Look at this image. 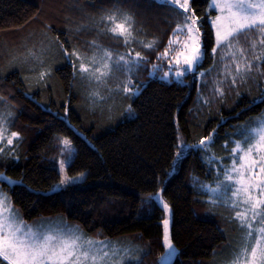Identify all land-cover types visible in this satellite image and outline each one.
Here are the masks:
<instances>
[{
	"label": "trees",
	"instance_id": "trees-1",
	"mask_svg": "<svg viewBox=\"0 0 264 264\" xmlns=\"http://www.w3.org/2000/svg\"><path fill=\"white\" fill-rule=\"evenodd\" d=\"M114 5L135 15L137 26L146 33L143 39L157 37L161 45L167 43L178 21L175 9L161 0H0V97L4 98L0 113H14L8 131L21 133L18 142L14 141L19 159L0 160V173L17 182L0 179V187L27 222L60 216L77 223L90 237L140 245L141 264H159L165 252L162 209L157 202L153 206L142 203L147 193L156 191L159 177L166 180L163 198L172 206L170 226L177 248L173 264H219L229 257L226 248L231 244L218 223L195 210L199 205L196 188H200L193 185L191 172L202 167V159L193 152L182 168L165 177L170 163L167 146L176 118L185 139L192 143L213 128L223 137L237 125L262 117L264 102L259 97L264 78L256 76L241 85L239 97L231 90L224 101L201 107L197 81L191 74L186 76L187 83L152 78L133 100L136 114L120 120L101 106L111 91L100 92L103 99L90 97L81 77L74 78L71 66L49 45L53 35L63 38L67 33L78 38L85 51L84 41L97 39L122 52L107 35L98 36L94 30L101 12ZM194 6L198 15H203L202 8L207 10L204 0H195ZM33 47L38 55L45 49L43 65L30 56L24 59L25 49ZM151 59L155 62L154 56ZM210 64L206 56L203 68ZM48 65L52 74L47 85L39 86L38 73ZM200 89L203 92V84ZM57 136L70 137L76 147L67 167L69 174L84 171L86 177L52 191L59 179Z\"/></svg>",
	"mask_w": 264,
	"mask_h": 264
},
{
	"label": "snow or ice",
	"instance_id": "snow-or-ice-1",
	"mask_svg": "<svg viewBox=\"0 0 264 264\" xmlns=\"http://www.w3.org/2000/svg\"><path fill=\"white\" fill-rule=\"evenodd\" d=\"M166 2L175 9L178 21L165 45H161L157 37L143 39L142 35L146 33L137 26L135 15L118 5L101 12L94 30L98 36L107 35L111 42L124 49L122 52L106 47L97 39L85 40V51L79 46L78 38L67 33L63 38L59 34L53 35L49 45L55 46L60 57L71 66L74 78L79 75L90 82L103 83L113 68L121 72L124 78L115 91L127 100L140 95L143 82L136 83L133 76L147 65H151L150 75L160 71L162 81L175 79L183 83L185 76L191 74L197 81L198 99L202 105L224 101L231 90L239 97L241 85L249 79L255 80L256 76L264 78V0H204L207 10L201 9L203 15L197 14L195 0ZM46 28L52 30L51 25ZM254 32L256 36L252 35ZM136 46L143 51L137 50ZM44 51L42 48L38 55L34 47L26 48L24 59L30 56L43 65ZM151 56L159 63H154ZM206 56L211 60L208 69L203 68ZM51 74V66H44L38 73L37 85H47ZM28 79L25 76V80ZM201 84L205 87L211 84L210 96L203 95ZM90 95L103 99L98 91ZM259 100L264 102V86ZM124 110L129 115L134 114L131 103ZM67 111L65 107L64 112ZM13 116L11 111L0 113V160L19 159L14 141L18 142L21 133L9 132L7 127ZM174 125L171 143L167 146L170 163L165 177L182 168L188 155L199 153L202 161L213 166L216 173L212 182L214 188L208 183L200 184V187L219 194L216 198L208 197L206 202L210 207L206 211L212 212L221 206L233 209L229 219L236 221L240 231L226 264H264V116L237 125L241 139L224 141L222 147L227 151L230 163H225L211 150L218 139L215 128L189 143L178 118ZM56 141L60 158L59 179L54 187L59 190L82 181L86 172L69 175L67 160L75 154L73 141L67 136H57ZM0 177L16 183L3 173ZM156 183V191L147 193L142 203L157 201L161 206L162 242L167 257L172 259L176 256L170 227L172 206L163 198L166 180L157 177ZM192 183L196 186L197 181L194 179ZM237 208L240 210H235ZM141 251L138 246L90 237L79 226H70L63 221L28 224L14 207L11 196L0 189V264H125L126 258L128 264H141L138 255Z\"/></svg>",
	"mask_w": 264,
	"mask_h": 264
},
{
	"label": "rangeland",
	"instance_id": "rangeland-1",
	"mask_svg": "<svg viewBox=\"0 0 264 264\" xmlns=\"http://www.w3.org/2000/svg\"><path fill=\"white\" fill-rule=\"evenodd\" d=\"M161 1L164 2L166 0H161ZM168 5H169L168 6L169 9H171V10L174 9L170 4H168ZM173 12L176 13L175 10H173ZM252 35L256 36V33L254 32ZM154 63H159V62L155 60ZM164 70H167V68L165 67ZM150 72H151V65H147V66H145V67H143V68H141L139 70L138 75L133 76V80L136 83L143 82L141 84V88L143 89V87L147 84L148 80H150L152 78L160 79L159 78V76H160V71L159 70H157V72H156V74L154 76L150 75ZM123 78H124L123 74L121 72L117 71L115 68H113L111 74H109L106 78H104L103 83H98L96 81H91L90 82L89 80L82 79V78H81V82L87 87V90L90 91L91 93L93 91H98L99 94H100V97L102 96V94L100 92L105 93L108 90L109 91L111 90L110 95L105 97L102 100V102H101L102 109L104 111H108V112L110 111V113L112 115L114 114L115 116L120 117V120H124V119L133 117L136 114V111H135L134 106H133V100H134L135 97L133 99H131V100H127L121 94H119L118 92L115 91L116 86L118 84H121ZM173 81L177 82L175 79L167 81V82H173ZM187 82H189V79L186 78V76H185L183 83H187ZM179 83H181V82H179ZM92 85L95 86V87L92 88ZM210 87H211V84H209L207 87L204 86L203 95H205V96L209 95L210 96V91H209ZM90 89L91 90L93 89V90L91 91ZM90 97H91V95H90ZM128 103H131L132 107L134 109V114H132V115H129L124 110L125 106ZM201 105H202L201 101H198V107L199 106L201 107ZM262 116H264V113L262 114ZM114 122H118V120L117 121L114 120ZM71 125L74 128L76 127L75 129H77L78 131H82L80 128L75 126L73 123H71ZM101 130H106V128H101ZM216 130H217V134H218V139L211 146V150H212V152L215 153L216 156L221 157L225 163H230L229 158H228V153L224 149V147H222V146H223L225 140H229L230 141L233 138L234 139H241V136L238 134V128H234L232 130H229L227 133L224 132L223 133V137L221 136V132L218 129H216ZM230 134H232V135L230 136ZM88 141L92 144V141L90 139H88ZM229 146L231 147L232 145L230 144ZM74 148H75V152H76L75 145H74ZM73 157L74 156L68 158L67 167L71 163ZM200 159H201V155L199 154V160ZM200 162L202 164V167H200L197 172H193V171L191 172L192 181L195 179L197 181V184H196L197 187L200 188V190L198 188H196V190L199 193V195H198L199 205L196 206L195 210H196V213L199 216H201L203 218L212 219L216 223H218V225L220 226V228L223 231V234H224L226 240L231 244L230 248H228V249L226 248V252H228V250L230 252L229 253V257L225 258L223 261H220V263H219V264H226V262L231 258L232 251H233L234 247L236 246V244H237V242L239 240L240 231H239V228H238V225H237L236 221L234 219H229L230 217L233 216V209L221 206V207L216 208L212 212L206 211V209L210 207V205L206 202L208 200V197L212 196L213 198H216L219 194L218 193L209 192L207 189H203V188L200 187V184L208 183V184L211 185V187L214 188L215 184L212 183V182L216 179V173H215L214 167L208 165L207 163L203 162L202 160ZM67 171H68V169H67ZM0 179L3 180L2 177H0ZM12 181L17 182L14 179H12ZM79 182H81V181H78L76 183H79ZM10 184H12V183H10ZM73 184H75V183H73ZM0 189H1V187H0ZM56 190L57 189H55V187H53L52 191H56ZM64 199L66 200V202L70 201L69 200V196H67L66 193L64 194ZM156 202L157 201H153V203L151 205L153 206V204L156 203ZM16 209H18V208H16ZM151 209H152V207H151ZM235 210H240V209L237 208ZM19 213H20L21 217L23 218V216H22L20 211H19ZM49 219L50 220H45V218H43V220L36 219L34 221H31V222H27L26 220L25 221L28 224H34V223L39 222V221H48V222L50 221L53 224H55L57 222L63 221L64 223H66V224H68L70 226H79L77 223L76 224L69 223L68 220H66V219H64L63 217H60V216L49 218ZM124 239H126V238H124ZM127 245L138 246L141 249L140 245H137V244L132 243V242H128Z\"/></svg>",
	"mask_w": 264,
	"mask_h": 264
},
{
	"label": "water",
	"instance_id": "water-1",
	"mask_svg": "<svg viewBox=\"0 0 264 264\" xmlns=\"http://www.w3.org/2000/svg\"><path fill=\"white\" fill-rule=\"evenodd\" d=\"M170 227H171V226H170ZM175 248H176V246H175ZM176 255H177V248H176ZM175 259H176V256H175L174 258H172V259H169V258L167 257V249L165 248V252H164V254L161 256V258H160V260H159V264H173L174 261H175Z\"/></svg>",
	"mask_w": 264,
	"mask_h": 264
},
{
	"label": "crops",
	"instance_id": "crops-1",
	"mask_svg": "<svg viewBox=\"0 0 264 264\" xmlns=\"http://www.w3.org/2000/svg\"><path fill=\"white\" fill-rule=\"evenodd\" d=\"M47 220H50V219H47ZM45 222H48V221H45Z\"/></svg>",
	"mask_w": 264,
	"mask_h": 264
}]
</instances>
